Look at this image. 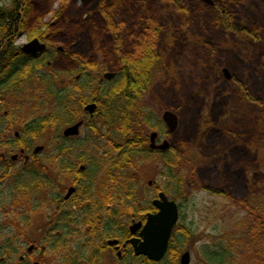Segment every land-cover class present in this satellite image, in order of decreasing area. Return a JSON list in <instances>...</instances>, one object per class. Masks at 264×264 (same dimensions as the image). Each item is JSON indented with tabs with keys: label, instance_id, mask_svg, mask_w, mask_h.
Listing matches in <instances>:
<instances>
[{
	"label": "rangeland",
	"instance_id": "rangeland-1",
	"mask_svg": "<svg viewBox=\"0 0 264 264\" xmlns=\"http://www.w3.org/2000/svg\"><path fill=\"white\" fill-rule=\"evenodd\" d=\"M211 1L227 8L234 30L223 24L218 8L203 0H31L29 28L16 45L21 47L37 37L38 31L50 27L53 69L67 71L80 63H96L118 70L116 42L122 43L125 55L130 54L133 41L141 42L148 25L158 27L164 62L162 71L153 75L142 103L161 129L159 121L165 110L177 116V128L169 139L174 151L182 155L181 166L174 172L185 184L177 192L164 158L144 156L139 172H125L126 183L127 179L132 182L129 191H133L126 201L142 205L154 197L157 187L180 205L189 203L194 235L182 250L191 249L194 264H214L207 254L223 252L228 253V264H264V0ZM59 47L65 53H55ZM91 71L98 78V69ZM74 77L65 80L75 86ZM39 85L26 82L22 93L6 95V108L22 104L19 116L28 121L51 112L52 100L38 92ZM58 86H63V81H58ZM94 90L92 87L89 93ZM7 109L2 108L1 114ZM23 126L20 121L19 129ZM57 131L58 127L35 143L31 153L43 146L37 161L33 157L25 164L22 157L14 163L10 156L18 154L20 147L6 159L2 154L8 151L0 149V172L9 164L8 172H43V166H50L45 158L59 146ZM89 133L83 130V147L67 153V160L83 156L80 160L92 161L91 166L102 171L107 162L100 153L108 149L107 144L94 134L88 137ZM229 167L233 175L217 173ZM50 168L48 172L58 171L56 166ZM65 180L70 183L69 178ZM202 184L226 187L222 188L228 190L227 198L212 196ZM10 204L17 216L24 215V201H15L0 208V217L7 216ZM169 261L174 263L173 258Z\"/></svg>",
	"mask_w": 264,
	"mask_h": 264
},
{
	"label": "flooded vegetation",
	"instance_id": "flooded-vegetation-1",
	"mask_svg": "<svg viewBox=\"0 0 264 264\" xmlns=\"http://www.w3.org/2000/svg\"><path fill=\"white\" fill-rule=\"evenodd\" d=\"M39 39L46 44L43 53L34 55L25 51L26 56L39 59L48 58L54 53L50 48L49 34ZM116 43L119 45L116 48L119 50L117 51L119 65L126 57L142 54L138 50H141L140 46L144 43L133 41V52L127 55L122 43L118 41ZM56 52L65 53L63 47H59ZM69 56L72 59L73 55ZM51 63L49 60L48 65L50 66ZM72 70L73 76L75 74V85L81 81L83 73L92 72L81 63ZM119 70V68L107 70L115 73L112 79L104 78V74L108 73L106 71L97 74L99 86L112 82L118 76ZM90 104L96 105L92 111L86 109ZM73 109L80 113L77 119L65 128L79 122H83V125L78 136L65 137L63 135L65 128L62 132L59 130L57 136L59 146L55 154L57 172H35L37 184L32 186H29V183L33 178L30 174L33 172H0V208L15 201H24L25 206L23 216H17L10 204L9 212L5 210L7 216L0 217V264H182V257L186 253H188L186 264H194V253L191 249L182 250L185 242L194 235L191 227L195 223L190 217L192 207L189 203L180 205L177 202L179 220L173 227L168 249L161 260L152 259L144 253L137 254L136 247L142 246L148 232L158 227L155 223L151 224L150 216L159 213L160 210L155 201L163 190L156 187L154 197L139 205L137 201H126L125 172H128L126 168L110 171L107 163L106 168L101 171L91 166L92 161L87 163L80 160L77 155L71 157L68 162V155L61 151V142L62 140L71 144L82 142V133L85 128L91 133L88 137L95 135V139L104 140L107 144L108 149L100 153L101 158L121 154L120 148L113 149L109 145L107 132L98 121L102 113L99 112V106L95 102H86L80 110L74 105ZM4 114L7 115L8 110H4ZM13 115L18 117V114ZM18 118L24 126L29 122L26 116ZM162 125L163 132L155 131L157 136L153 139L154 141L151 137L152 132L147 133L144 145L146 153L138 154V166L144 156L164 157L175 150L169 139L172 133L163 122ZM12 131L6 129L0 136L1 140L8 142L14 139L22 144L27 143L24 130H16L12 136L8 135ZM165 141H168L169 148L162 150L159 146ZM35 150L31 153L26 146L20 147L19 153L11 155L10 158L15 163L23 157L26 164L33 159L34 155H37ZM8 154L5 152L2 157L6 159ZM92 158L90 157L89 160ZM64 164L69 165L70 170H65ZM9 167L10 164L7 165L6 171ZM195 171L199 172L190 170V172ZM129 172H134V169ZM135 172H139V167ZM50 173L54 176L52 177ZM217 173L233 175L235 172L229 167L227 171L218 169ZM66 177L69 178L70 183H66ZM100 181L102 184H99ZM189 181L194 183V180ZM189 181H187L188 184H190ZM7 183H9L8 186H6ZM149 186H153V182L150 181ZM222 187L224 186L214 188L210 185H201V188L212 196L227 198L228 190ZM18 197L20 201L17 200ZM247 206H249L248 203ZM249 214L252 215V213ZM181 220L183 224H180ZM179 240L183 241L182 245H179ZM172 254L174 256H171ZM207 257L211 263L215 262L214 264L229 263L227 258L222 263L219 260L216 261L214 254H207ZM169 258H173L174 263L169 261Z\"/></svg>",
	"mask_w": 264,
	"mask_h": 264
},
{
	"label": "trees",
	"instance_id": "trees-1",
	"mask_svg": "<svg viewBox=\"0 0 264 264\" xmlns=\"http://www.w3.org/2000/svg\"><path fill=\"white\" fill-rule=\"evenodd\" d=\"M172 1L175 2L176 0ZM213 7L218 8L223 24L232 30L227 8L216 2ZM31 14V0H0V136L6 129L10 131L18 129L24 130V137L27 138V143L24 144L14 139L3 142L0 138V149H6L9 153L17 147L26 146L31 151L35 143L46 133H50L58 127V134L61 127L70 125L77 119L80 112L73 109L74 105L80 110L86 102H95L99 106V112L102 113L98 121L102 123L101 126L107 132L109 145L113 149L120 148L121 152L119 156L117 154L105 158L108 163V170L126 168L128 172L133 169L135 172L139 167L138 154L144 155L146 153L144 145L148 130L163 132L158 127L159 123H155L152 114L146 111L142 103L145 93L154 81L153 75L155 72L162 71L164 60L159 50V37L162 32L158 27L148 25V28L146 27L144 30L145 36L140 40L141 43H144L140 46L142 47L141 50H138V52L141 51V56L137 54L122 59V63L119 65V74L112 82L99 86L98 78L89 72L83 73L78 85L73 86L66 82L67 79H72L73 70L57 71L48 65L49 59L54 56L53 54L48 58L34 59L26 56L21 48L16 45L17 38L29 28ZM48 28L50 29V27ZM49 29L44 32L38 31L37 37L44 38L49 33ZM145 50L148 52L145 53ZM85 65L91 70L98 69L99 73L112 69L110 67L104 69L101 64L96 63ZM50 67L51 69L48 71L47 68ZM31 81L39 83L38 92L46 96V99L52 100L49 101L51 112L29 120L26 126L19 129L20 119H17L13 114L19 116L23 110V105L17 104L7 109L4 97L8 94L13 96L15 93H22L25 89V83ZM58 81L59 83L63 81V86H58ZM92 87L95 90L90 94L89 90ZM2 108L8 110L7 115L4 112L1 114ZM83 145V142L71 144L62 140L61 151L67 154L83 147ZM55 154L56 152L52 151L45 158L53 169L56 166ZM78 157L81 159L83 156ZM34 158H36L35 161L38 160L36 155ZM163 158L166 163L167 175L174 177L173 179L176 180L174 184L177 192H179L185 182L181 175L174 171L181 166L182 155L173 150ZM50 166H43V172H48L47 169H51ZM63 166L65 170H70L69 165L64 164ZM93 168L95 169L94 164ZM28 172H33L30 174L33 178L29 186L37 184L35 172L38 171L30 169ZM127 181L126 199L129 200L133 196V191H129L132 189V182L130 179ZM178 243L182 245L183 241L179 240ZM227 254L224 252L215 253L216 261L224 262Z\"/></svg>",
	"mask_w": 264,
	"mask_h": 264
},
{
	"label": "water",
	"instance_id": "water-1",
	"mask_svg": "<svg viewBox=\"0 0 264 264\" xmlns=\"http://www.w3.org/2000/svg\"><path fill=\"white\" fill-rule=\"evenodd\" d=\"M209 5L214 3L211 0H203ZM46 45L41 43L39 39H34L29 43H26L22 46L23 52L32 53L37 55L44 51ZM115 76V73L108 72L104 74V78L112 79ZM95 104H90L86 109L92 111L95 108ZM162 119L167 126L168 130L172 133L176 130L178 119L177 116L171 111H165L162 115ZM83 125V122H79L75 125L67 127L63 135L65 137L78 136L80 133V128ZM157 136V133H152V140ZM154 141V140H153ZM160 149L166 150L169 148L168 141H165L159 146ZM43 149L42 146L36 148L35 152L38 153ZM16 157V156H14ZM156 205L159 208V213L156 215L150 216L151 224L155 223L158 225L157 228L148 232L146 236L145 243L136 247L137 254L144 253L152 259L161 260L169 246V240L171 238L173 227L179 220V209L176 201L169 200L164 192H160L158 199L155 201ZM188 253L183 255L182 264L187 263Z\"/></svg>",
	"mask_w": 264,
	"mask_h": 264
}]
</instances>
